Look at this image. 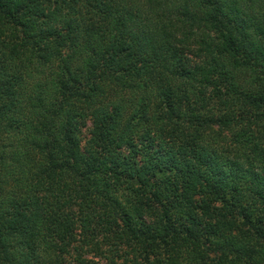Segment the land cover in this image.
Segmentation results:
<instances>
[{"label": "trees", "instance_id": "trees-1", "mask_svg": "<svg viewBox=\"0 0 264 264\" xmlns=\"http://www.w3.org/2000/svg\"><path fill=\"white\" fill-rule=\"evenodd\" d=\"M0 264H264V0H0Z\"/></svg>", "mask_w": 264, "mask_h": 264}]
</instances>
